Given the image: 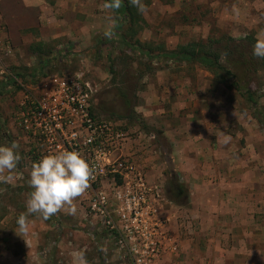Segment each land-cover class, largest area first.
<instances>
[{"label":"rangeland","instance_id":"1","mask_svg":"<svg viewBox=\"0 0 264 264\" xmlns=\"http://www.w3.org/2000/svg\"><path fill=\"white\" fill-rule=\"evenodd\" d=\"M4 1L15 9L0 17V90L23 76L0 95V146L15 143L21 156L16 169L0 173L12 177L0 180V264H79L81 253L87 264H123L113 247L100 246L97 220L78 198L75 214L65 206L47 220L30 215L27 234L16 224L37 159L17 126L21 101L39 95L46 79L76 76L95 91L96 116L128 129L137 162L164 187V204L192 220L194 238L199 217L206 219L204 238L187 237L207 247L201 259L264 264V60L253 55L264 37V0H142L147 11L137 9L134 23L108 0ZM191 42L236 51L231 58L243 65L234 72L248 82L257 109L202 66L155 58ZM221 132L232 137L228 145ZM173 181L185 195L174 196Z\"/></svg>","mask_w":264,"mask_h":264},{"label":"built area","instance_id":"2","mask_svg":"<svg viewBox=\"0 0 264 264\" xmlns=\"http://www.w3.org/2000/svg\"><path fill=\"white\" fill-rule=\"evenodd\" d=\"M94 92L81 76L46 79L39 95L21 101L17 126L34 144L36 162L62 151L89 162L93 176L77 198L97 220L102 247H113L123 264H159L177 251L162 213L164 187L137 162L128 129L96 116Z\"/></svg>","mask_w":264,"mask_h":264},{"label":"clouds","instance_id":"3","mask_svg":"<svg viewBox=\"0 0 264 264\" xmlns=\"http://www.w3.org/2000/svg\"><path fill=\"white\" fill-rule=\"evenodd\" d=\"M130 2L139 12L147 11L142 0ZM119 5L120 0H112L106 7L115 9ZM253 55L264 59V37L259 38L253 46ZM221 135L223 145H228L232 137L223 132ZM20 159L17 144L0 146V173L16 169ZM92 176V167L78 151L48 154L33 163L28 180L31 191L26 201V212L21 213L16 220L18 231L27 234L30 226L29 216L33 214L47 220L65 206H70V214H75L73 201L88 189ZM11 179V176H0V180L4 182ZM79 264H87L83 253L79 255Z\"/></svg>","mask_w":264,"mask_h":264},{"label":"trees","instance_id":"4","mask_svg":"<svg viewBox=\"0 0 264 264\" xmlns=\"http://www.w3.org/2000/svg\"><path fill=\"white\" fill-rule=\"evenodd\" d=\"M109 3L112 2V0H108ZM119 15H129L131 17V23H134L136 21V13L137 7L133 6L130 0L125 1L124 3L120 4V9L116 10ZM122 24V22H120ZM120 26V25H119ZM248 40L249 37L247 38ZM127 39H124L127 46L132 48L134 47L130 41H126ZM232 39H228V41H231ZM222 43L220 40H216L215 44ZM255 43V41H254ZM214 44V43H212ZM212 44H210L208 47H201V45L198 42H191L186 45L180 46L177 50L169 51L167 53L158 54L155 58H166L168 60H172L174 62H179L182 64H188V65H200L207 71L214 74V76L218 79L220 83L228 84L229 81H231V85L237 90V92L246 100L252 104L254 109H257L258 107V99L255 97L253 92L249 88L248 82L245 81L243 76L239 75L235 70H241L243 62L238 61L236 59H232L231 57L235 55V50H230L227 45H224L222 52L214 51L211 47ZM33 52H39L40 49L32 48ZM142 54H145L146 56L151 55L150 50H140ZM146 52V53H144ZM242 54V53H241ZM243 57V55H241ZM264 60V59H263ZM249 62H244V66H248ZM46 66V63H42L39 66L40 72L43 71L44 67ZM23 74H14L11 79L6 81L1 85L0 95L7 92L8 86H10L12 83H14V80H16L19 77H22ZM43 76H46L45 73H43ZM261 115H264L263 113ZM262 121L264 122V116H262ZM172 193L174 196L181 197L185 195V187L178 183L173 181L171 185ZM172 194V196H173ZM95 234V233H94ZM97 235V234H95ZM100 236V234H99ZM98 237V236H97ZM102 246V244L100 245ZM101 248V247H100Z\"/></svg>","mask_w":264,"mask_h":264},{"label":"crops","instance_id":"5","mask_svg":"<svg viewBox=\"0 0 264 264\" xmlns=\"http://www.w3.org/2000/svg\"><path fill=\"white\" fill-rule=\"evenodd\" d=\"M12 4L9 1H4V0L0 2V17L4 18V13L6 11L15 9V7H13ZM1 22H0V25L4 28V25H2L4 22L3 23ZM209 175H210V172L208 171H205V170L200 171V176H199L200 180L202 181L207 180L206 177L209 178L210 177ZM171 199L173 200L172 197ZM178 205H182V204L180 203ZM162 213L168 221L166 231L168 235L171 237L175 246L177 247V251L174 254H166L159 264H224V261L222 262L221 260H218V259L216 260L213 259L212 261L210 260L205 261L201 259L202 257L201 252L204 254V257H205L206 250L208 249L207 247L200 246L199 244L200 242L193 244L190 241L191 239L187 238L189 236L194 238L196 233L190 227L192 225V220L191 221L189 220L190 222H188L186 218H181L182 212H180L179 209L177 210L175 209V206L171 207V206H168L167 204H164ZM203 219L199 217L200 224H202L201 229L198 231V233H200L198 234L199 239L204 238V237H200V235L204 236L203 233L205 232V229H206L203 227L204 226L203 224H206L207 221L205 219L204 222H202ZM198 237H195L193 241L195 239L198 240Z\"/></svg>","mask_w":264,"mask_h":264}]
</instances>
